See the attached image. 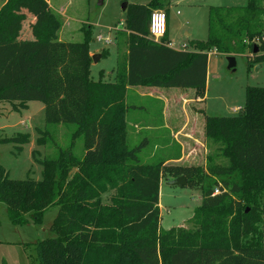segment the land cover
Segmentation results:
<instances>
[{
    "label": "trees",
    "instance_id": "1",
    "mask_svg": "<svg viewBox=\"0 0 264 264\" xmlns=\"http://www.w3.org/2000/svg\"><path fill=\"white\" fill-rule=\"evenodd\" d=\"M165 6L166 0L127 5L120 33L127 51L118 57L113 81L102 73L91 77L90 27L83 28L81 41H63L62 20L45 0H7L0 9V101L15 109L40 101L46 123L76 125L68 147L37 160L41 179L10 178L0 164V202L13 223H26V214L40 223L47 209L58 207L47 238L32 243L37 264H264L258 226L264 210V87H246L239 114L204 117L206 138L221 142L229 160L228 167L208 172L201 165L142 162L144 143L130 147L127 141L125 102L127 89L140 86L193 89L203 99L211 50L228 56L249 51L261 62L264 4L210 5L208 39L191 41V49L170 47L167 33L159 43L150 39V15ZM79 137L82 155L75 152ZM28 141L24 134L0 138L19 148ZM37 143L43 145L45 136ZM182 175L201 190L194 228L163 230L162 180Z\"/></svg>",
    "mask_w": 264,
    "mask_h": 264
},
{
    "label": "rangeland",
    "instance_id": "2",
    "mask_svg": "<svg viewBox=\"0 0 264 264\" xmlns=\"http://www.w3.org/2000/svg\"><path fill=\"white\" fill-rule=\"evenodd\" d=\"M247 1L236 0L231 4L237 2L236 4L244 7ZM45 2L49 7L51 5L50 9L61 18L62 27L58 36L60 35L64 40L81 41L84 38L83 28L90 27V49L101 55L97 61H92L91 65V77L98 80L101 73H111V70L116 68L118 56L125 51V37L119 40L120 49L118 45V37L123 36L120 33L125 28L124 3L147 1L104 0L102 5H99V0H45ZM209 3L215 6H227V4L216 5L218 2L215 1ZM209 3L169 1L166 5L167 36L176 48L188 42L187 45L191 49V41L208 39ZM261 4H264V0H261ZM261 18L264 22V14ZM46 24L42 23L38 26L42 34ZM189 31L191 35H188ZM99 35L110 38L111 42L106 43L98 39ZM209 54L208 85L205 97L201 101L194 103L178 100L182 93L187 92L186 89L181 88H162L171 92V95L175 94L168 96V101L165 102L164 98L160 101L141 95L150 91L148 87L140 86L127 91L125 99L129 107L126 114L127 141L130 147L144 143L139 153L142 162L153 163L162 160L171 164L201 165L206 172L213 167L229 166V160L221 153L223 144L206 138L204 117L239 114L245 103L246 87L251 85L264 87V59L257 63L249 51H246L244 54L233 55L236 64L230 68L227 54L216 50H211ZM103 79L108 80L105 76ZM135 91L139 94H135ZM167 110L174 115L170 128L164 127L166 120L164 112ZM186 112L190 115L200 113L199 120L191 119L188 123ZM146 122L151 123L156 129L143 128L138 132L134 131L135 123L145 125ZM75 129L74 124L46 123L44 105L40 101H30L27 107L18 106L16 109L13 108L12 102L0 101V138L24 134L29 139L21 145V148L16 142L0 143V164L4 166L10 178L41 179L43 165L37 160L55 158L60 148H66L71 144ZM170 129L174 131V136H171ZM40 136H45L43 145L37 143ZM176 139L185 147L182 148ZM75 152L79 155L83 154L82 137L75 141ZM212 177L219 180L216 175ZM110 194L111 192L105 193L103 200H108ZM200 201V189L190 186H170L168 180L163 179L159 199L161 228L168 230L173 226H185L193 229L192 216ZM57 210V206L47 209L40 223L31 219L29 214H26L28 219L26 223H13L8 216L6 204L0 202V264H37L36 251L32 243L47 238L48 226ZM260 211L261 221L258 226L264 244V210Z\"/></svg>",
    "mask_w": 264,
    "mask_h": 264
},
{
    "label": "crops",
    "instance_id": "3",
    "mask_svg": "<svg viewBox=\"0 0 264 264\" xmlns=\"http://www.w3.org/2000/svg\"><path fill=\"white\" fill-rule=\"evenodd\" d=\"M147 2H144V3H142V4H146V3H148L150 0H146ZM169 1H202V2H205V3H209L210 1H215V2H218L216 5H225V4H227V6L228 5H233L234 7H243V6H239L238 4H236L237 2H234V4H231V2L232 1H236V0H166V5L169 3ZM225 1V2H224ZM228 1H230V3H228ZM238 1V0H237ZM7 2V0H0V9H1V7L5 4ZM133 3H139V2H133ZM129 3H127V5H128ZM209 5H213L212 3H209ZM50 7H51V5H50ZM126 8H127V6H126ZM161 10H163V9H161ZM164 11L166 12V14H167V11H166V6H165V9H164ZM58 13H59V11H58ZM167 17H168V14H167ZM169 32H170V29H169ZM60 33V32H59ZM167 34H168V31H167ZM192 33L189 31L188 32V35H191ZM99 36H102V35H99ZM59 37V40H63V41H66V40H64L62 37H60V35L58 36ZM103 37V36H102ZM124 37L125 36H119L118 37V45H119V49H120V44H119V40L120 39H124ZM106 38V37H105ZM107 39H109L110 40V42H111V39L110 38H107ZM169 40H170V42H169V46L170 47H172V48H174V49H189V46L187 45V43L188 42H184V44H183V46L182 47H180V48H176L175 46H174V44H173V42H172V40L169 38ZM124 51V50H123ZM126 51H127V46H126V48H125V51L123 52V53H126ZM120 52V51H119ZM90 54H91V56L92 55H95V54H97V55H99V58L101 57V55L100 54H98L97 52H94V51H92L91 49H90ZM118 55V54H117ZM210 55V54H209ZM119 57V56H118ZM93 64V63H92ZM91 64V65H92ZM116 69V68H115ZM115 69L113 68L112 70H111V73L110 72H106V73H103V76H105V77H107L108 78V80L107 81H113L114 80V77H115ZM208 74H209V61H208ZM208 74H207V85H208ZM136 89V88H139V87H129L128 89H127V91L128 90H130V89ZM148 88H150V87H148ZM162 88H150V91L149 92H147V93H141V95H144V96H148V97H151V98H154V99H156V100H163L162 98H164V102L165 101H168V99H167V97L169 96H173V95H175V94H172L171 95V92L169 93L168 92V90H163ZM187 90V92L186 93H182L181 95H180V97L178 98V100H184V101H187V102H194V101H201L202 100V98H200V97H195V92H194V90L193 89H186ZM138 93V91H135V94H137ZM126 94H127V92H126ZM139 94V93H138ZM156 94L157 95H159V96H156ZM166 96V97H165ZM126 99V98H125ZM195 103V102H194ZM200 111V110H199ZM170 111L169 110H167L166 112H164V117H166L165 119V124H164V127L165 128H170V126H171V123H173V116L174 115H171L170 113H169ZM196 114V113H195ZM195 114H193V115H190V113L189 112H186V115H187V119H188V123L190 122V120L191 119H193V120H199V115H200V113L198 114L197 113V115H195ZM192 117V118H191ZM170 125V126H169ZM143 128H145V129H147V130H155L156 129V127H154V126H152V124L151 123H147L146 122V124L145 125H139L138 123H135L134 124V126H133V129H134V131H136V132H138L140 129L142 130ZM171 130V129H170ZM171 133H172V135L171 136H174L175 135V133H174V131L173 130H171ZM176 141L178 142V144L182 147V148H184L185 146H184V144H182L181 143V141H179L178 139H176ZM166 142V141H165ZM164 144H166V143H164Z\"/></svg>",
    "mask_w": 264,
    "mask_h": 264
},
{
    "label": "built area",
    "instance_id": "4",
    "mask_svg": "<svg viewBox=\"0 0 264 264\" xmlns=\"http://www.w3.org/2000/svg\"><path fill=\"white\" fill-rule=\"evenodd\" d=\"M167 33V14L164 10L156 9L152 11L149 21V37L154 42L159 43L162 38ZM98 39L104 40L106 43H109L110 40L99 36ZM220 191L218 188L214 190V195L218 194Z\"/></svg>",
    "mask_w": 264,
    "mask_h": 264
},
{
    "label": "water",
    "instance_id": "5",
    "mask_svg": "<svg viewBox=\"0 0 264 264\" xmlns=\"http://www.w3.org/2000/svg\"><path fill=\"white\" fill-rule=\"evenodd\" d=\"M103 2H104V0H99V5H102ZM124 6L126 9L127 3H124ZM257 51H258V48H255V52H257ZM98 58H99V55H97V54L92 55L93 61H97ZM227 59H228L230 68L236 64L234 56H228ZM168 184L170 186H188V181H187L186 177L182 175V176H178L174 179L169 180Z\"/></svg>",
    "mask_w": 264,
    "mask_h": 264
}]
</instances>
